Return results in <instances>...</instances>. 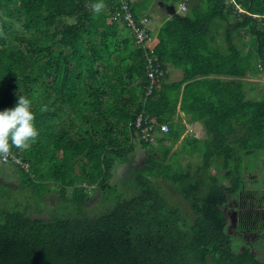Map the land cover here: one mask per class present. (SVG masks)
Instances as JSON below:
<instances>
[{
	"label": "trees",
	"instance_id": "16d2710c",
	"mask_svg": "<svg viewBox=\"0 0 264 264\" xmlns=\"http://www.w3.org/2000/svg\"><path fill=\"white\" fill-rule=\"evenodd\" d=\"M129 1L135 18L152 24ZM153 1L176 11L158 31L164 75L148 95L145 46L112 20L120 0H0V111L24 96L38 130L28 150L11 148L31 172L6 165L33 191L24 204H0V264H264L254 252L264 246V201L245 203L237 236L224 212L242 202L246 175L264 170V88L254 99L244 91L254 90L246 78L264 77V18L253 17H264V0L141 3ZM98 2L105 7L94 14ZM169 67L179 80L168 82ZM184 124L200 125L199 134L182 137ZM124 164L127 180L113 182ZM252 187L261 198L264 186ZM53 189L49 221L32 218L34 194L43 200ZM97 191L101 203L90 209Z\"/></svg>",
	"mask_w": 264,
	"mask_h": 264
},
{
	"label": "rangeland",
	"instance_id": "374dc122",
	"mask_svg": "<svg viewBox=\"0 0 264 264\" xmlns=\"http://www.w3.org/2000/svg\"><path fill=\"white\" fill-rule=\"evenodd\" d=\"M142 2V1H141ZM137 2L135 5V10L137 12H147L151 19L153 20L152 24H149V28L151 30H156L158 27L162 24V21L167 17L166 12L159 7L158 3L159 1L152 2L151 9L146 8L143 3ZM136 6L138 7L136 9ZM187 9V6H186ZM180 11L186 12L187 10L183 9ZM16 27L18 26L16 23H14ZM222 25L223 28L220 29V32L222 33L224 31V24L221 23V21H217L216 28L220 27ZM215 26H213V29H215ZM19 27V26H18ZM16 34L21 33L19 29H14ZM19 31V32H18ZM223 34L221 35V41L220 45H225L223 42ZM245 42H249L250 39H244ZM168 81L173 82L177 81L179 78H181L180 72H174L171 67L168 68ZM247 82L254 83L253 85V93H251L249 90L244 89L246 91L247 99H254L255 97L260 96L259 94L262 91V88H264V77L259 76L257 78H246ZM247 88V87H246ZM184 118V117H183ZM188 124H184L185 132L183 133L182 137L187 135V127ZM196 129L192 128L191 130L194 132V135H198L200 132V125H194ZM192 135V134H191ZM144 154V151L142 150L141 144L139 142L135 145V153L133 155V159L138 162L142 160V156ZM82 164V161L79 159L76 162V165L74 167L75 171L80 169ZM129 173V165H118L114 168V176H113V182L118 180L126 181L127 177L125 174ZM261 177V179H260ZM27 178L23 177V175L17 173L15 168L8 167L6 165L0 164V204L2 203H8V202H20L23 203L27 201V199L30 197L31 192L33 189H23L21 188L22 181H26ZM158 184L164 189L165 195L171 200V203H175V205H180L181 209L185 210V206H183V201L181 202V199L175 194L173 188L169 186L165 181H157ZM252 182L259 184V186H264V170L262 172L256 170L248 175H246V183H247V193L242 197V202H237L235 200H232L229 202L227 208L224 210L227 221H228V231L233 235L237 236L239 233L237 231V226L240 221V214L241 212H246L248 209H245V203L250 204H259V199L264 201V188L261 190L260 195L261 198H258V189H255L252 187ZM35 187V186H34ZM72 189H68V194L71 195ZM263 195V196H262ZM35 198L32 199L31 205L33 208H31L30 205V211L29 214L32 218L42 219L44 221H49V218L51 217L50 211L52 210V206H54L57 201L59 200V193L57 189H53L48 192L47 196L42 200V195H35ZM37 196V198H36ZM100 198V192L97 191V193L92 194V200L88 203V206L90 209L95 208ZM8 199V200H7ZM237 203H241L242 208H237ZM174 205V204H173ZM260 209L262 212H264V203L260 205ZM186 211V210H185ZM247 241L250 243H256L258 238L256 235H247L246 236ZM261 249H264V246H260ZM260 248H256L254 252H258L260 254L259 259L264 261V253Z\"/></svg>",
	"mask_w": 264,
	"mask_h": 264
},
{
	"label": "built area",
	"instance_id": "2783aa9c",
	"mask_svg": "<svg viewBox=\"0 0 264 264\" xmlns=\"http://www.w3.org/2000/svg\"><path fill=\"white\" fill-rule=\"evenodd\" d=\"M121 6L115 8V12L113 14V21L116 23H126L131 27L132 35L135 39H137L139 44L145 46L146 56L148 59V65L146 66V71L148 73V77L151 81V86L148 88V95L152 94V90L156 84L160 81V79L164 75V71L160 69L159 65H156L157 57L155 54V42L156 35H153L149 31L150 20L143 16L141 20H137L135 15L133 14L131 3L129 0H120ZM186 10V6L184 4L179 5V10ZM240 11H245L240 9ZM255 19L261 23L263 16L254 15ZM143 119L140 118L137 122V127L140 128ZM154 123V122H153ZM164 130L167 131V128L164 127ZM148 131V130H145ZM191 128L187 127V132H191ZM0 163L3 165H12L16 166L26 172H31L30 164L24 162L21 157L18 155L10 153V155L5 159L0 156Z\"/></svg>",
	"mask_w": 264,
	"mask_h": 264
},
{
	"label": "clouds",
	"instance_id": "9594fccd",
	"mask_svg": "<svg viewBox=\"0 0 264 264\" xmlns=\"http://www.w3.org/2000/svg\"><path fill=\"white\" fill-rule=\"evenodd\" d=\"M104 7L103 2L91 5L94 14L101 13ZM30 106L31 101L28 98L19 96L14 109L0 111V156L5 159L10 155L13 146L26 151L38 137V130L34 126L35 117ZM46 110V106L41 108V111Z\"/></svg>",
	"mask_w": 264,
	"mask_h": 264
},
{
	"label": "crops",
	"instance_id": "0c3cea01",
	"mask_svg": "<svg viewBox=\"0 0 264 264\" xmlns=\"http://www.w3.org/2000/svg\"><path fill=\"white\" fill-rule=\"evenodd\" d=\"M142 0H132V2H133V4L134 3H137V2H141ZM181 4H185L186 6H187V4H186V2H184V1H182L179 5H181ZM158 5H159V7H161V9L162 10H164L165 12H166V15H167V17L166 18H170V16L172 15V13H170L169 12V10H168V6L167 7H162V4H161V2L159 1V3H158ZM179 5H178V8H177V12H181V13H184V11L182 12V11H180L179 10ZM187 8H188V6H187ZM187 10V9H186ZM137 14L138 15H148L149 17H150V15L147 13V12H137ZM165 18V19H166ZM150 19H151V17H150ZM164 19V20H165ZM163 20V21H164ZM163 21H162V23H163ZM151 23H153V20L151 19ZM162 25V24H161ZM161 25L158 27V29H156V30H151L152 31V33L154 34V35H156V38H157V34H158V31H159V29H160V27H161ZM221 28H223L222 27V25L220 26V27H218V28H215L216 30H218L219 31V34H220V40H219V42L221 41V35L223 34V32L221 33L220 32V29ZM174 72H180L181 73V71L180 70H177V69H172ZM167 73H169V70L167 69ZM180 79V78H179ZM178 79V80H179ZM169 82V81H168ZM174 82V81H173ZM180 116H181V118H182V120H184V114L182 113V112H180ZM188 126L190 127V128H194V129H196L195 128V126L193 125V124H188ZM196 131H198L197 129H196Z\"/></svg>",
	"mask_w": 264,
	"mask_h": 264
},
{
	"label": "water",
	"instance_id": "95a60500",
	"mask_svg": "<svg viewBox=\"0 0 264 264\" xmlns=\"http://www.w3.org/2000/svg\"><path fill=\"white\" fill-rule=\"evenodd\" d=\"M168 10H169V12L172 13V14H174L175 11H176V9H175L174 6H168ZM197 77H198V76H197Z\"/></svg>",
	"mask_w": 264,
	"mask_h": 264
}]
</instances>
